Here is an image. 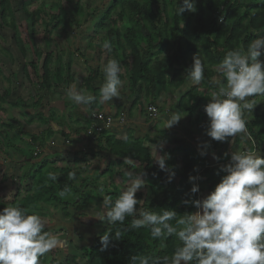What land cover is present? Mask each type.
<instances>
[{
	"label": "trees",
	"instance_id": "16d2710c",
	"mask_svg": "<svg viewBox=\"0 0 264 264\" xmlns=\"http://www.w3.org/2000/svg\"><path fill=\"white\" fill-rule=\"evenodd\" d=\"M63 1L69 6V12L65 13L60 4L55 5L53 9L51 6L47 14L48 21L43 23L45 28L50 27L51 31L55 32L60 29L64 33L69 26L80 29L87 24L92 14L84 12L79 0ZM198 1L199 3L195 5L197 9L195 13L186 14L183 12L179 15L176 11V4L180 6V0H112V6L102 12L92 27V31L96 32V34L101 33V35L91 36L88 43H97L101 39L100 42L103 44L105 40H108L112 45L111 52L105 50L108 55L113 57L117 55L119 58H131L126 71L130 92L136 95V100L138 95L141 96V93L146 98L147 94L154 92L157 87L164 85L176 86L177 83L187 80L185 70L192 63L187 58L192 57L196 53L203 59L205 69L203 80L208 83L213 77L210 68L218 66L228 51L238 50V47L246 50L248 44L256 39L255 34H252L251 31L261 33L264 36V0ZM246 4L245 12L241 15L237 14L233 19V15L238 12V7ZM20 9L28 24L31 37L35 17L26 12L24 5ZM113 13L114 17L112 18ZM12 15V1L0 0V20L4 26L9 27L6 23V18L12 17ZM217 15L223 16L221 24L216 22ZM81 16H83V20ZM243 20H247L245 25ZM117 21L122 25V29L117 27ZM10 26L13 32V41L17 48L23 52L22 42L18 37L17 30L14 25ZM170 39L173 40L172 46L176 47L175 52L171 56L172 61L168 66H153L151 54L156 49H158V53L160 49L162 51ZM183 45L185 50H182L181 46ZM33 58L35 60L32 59L27 66L30 67L32 73L38 79L36 90L49 91L51 89L49 69L52 62L51 55L49 53L42 55L35 49ZM40 61V76H38L35 66ZM168 70L171 76L166 78ZM62 72L60 69L55 70L56 76L61 75ZM93 81L94 77L89 75L80 84L82 90H86L97 97L98 91L92 87ZM193 90H196V88ZM5 98H8V92H0V104L4 102ZM210 99L211 97L208 96L200 99L197 102V106H201L203 110V107ZM33 101L31 97L27 101L15 99L12 107L30 108L38 104V101L31 103ZM183 102L184 99L182 98L176 109L182 110V108H185L188 112L187 114H190L192 107H185ZM150 104L154 103L151 102ZM0 128L5 131L4 140L18 154H21V150L14 146L13 139L6 133L8 130H16L23 137L28 136V146L33 148V150L35 148L44 150L46 147V132H43L40 136L23 133L21 126L17 122L1 125ZM247 132L251 141L255 142L259 153L264 155V117H255L252 124L247 126ZM145 138L143 141L138 139L104 141L106 153L113 156L117 164H122L126 161L125 158H128L140 167L144 173L150 199L147 203L138 204V211L149 209L156 212L175 210L178 215L197 211L191 205H183L181 201L188 199L199 200L202 194L208 195L219 183L222 176L225 175V173L220 171V168L228 162L230 154L222 155L219 153V149L224 147L225 142H217L206 136V143L204 140L200 141L196 148L185 140L168 136L162 131L154 134L152 138ZM96 142L100 144L101 141L98 138ZM145 142L156 146L161 156L167 154L170 157L166 161V167H171L175 172V176L170 183L168 182V173L158 168L152 158L151 149L145 145ZM235 142H237L236 137ZM201 152L204 154L201 155ZM210 155L218 159L212 160ZM263 155L261 158H264ZM7 158H10L9 153ZM28 158V169L23 171L21 178L23 182L27 181V184L23 186L34 189V194L25 199L17 200L18 194H20V189L18 188L17 194H14L10 202L0 200V210L10 205H20L28 210V214H36L38 212L36 209L37 202H50L51 204L65 207L66 205L76 206V200L79 201L77 207L82 208L81 201L86 200V194L84 195L79 190H75L71 181L67 180L69 171L63 170L62 174L65 175L64 177L59 176L56 181H51L50 186L44 187L45 176L39 170H35L36 163H31L32 160H36L39 157L30 153ZM190 176L200 177L194 182L199 187L198 193L194 195L190 193V188L193 186L189 182ZM65 187L71 189L70 194L74 193L75 199L73 200L75 201H64L58 195L59 191ZM87 187L89 186L87 185ZM87 187L85 188L87 189ZM38 192L42 193L39 194ZM142 197L140 193H136V199L142 200ZM131 219L133 217H126L124 224L117 222L108 226L113 235L117 231L121 235L118 241L110 237L106 250H101L100 237L108 228L95 237L87 249L86 264H130V257L133 255L170 256L172 254L179 243L175 236L169 237L164 241L166 247L161 248L160 241L153 240L150 237L149 229L127 230ZM170 223L175 224V221ZM65 264L76 263L72 257L67 256Z\"/></svg>",
	"mask_w": 264,
	"mask_h": 264
},
{
	"label": "clouds",
	"instance_id": "9594fccd",
	"mask_svg": "<svg viewBox=\"0 0 264 264\" xmlns=\"http://www.w3.org/2000/svg\"><path fill=\"white\" fill-rule=\"evenodd\" d=\"M176 11L179 15L185 11L195 13V0H180ZM102 48L111 52V42L105 40ZM191 59V66L185 70L186 77L193 85H199L204 79V63L198 53ZM216 70L224 82L214 77L219 88L211 92V99L203 107L208 118L205 135L225 142L238 134H247L245 112L252 114L256 106L248 98L264 95V36L251 41L246 50L228 51ZM120 72L117 59H109L104 65V83L99 89L101 103L120 97L123 83ZM65 95L85 109L96 100L95 96L78 90L75 84L65 90ZM150 110L156 112L155 108ZM182 118L178 112L171 114L164 129ZM153 148L154 161L161 171L168 173L170 183L175 176L172 168L166 167L170 157L157 155L156 146ZM125 160L133 163L128 158ZM220 171L225 175L206 197L181 201L197 209L183 215L175 210L138 211L137 205L143 200L136 199V193L144 189L147 182L143 172L126 171L127 187L115 199L106 195L102 202L104 212L97 215L109 225L124 224L126 217H133L127 230L149 229L150 237L159 240L161 248L166 247L164 241L169 237L175 236L179 242L170 256L133 255L130 264H264V158L251 150L231 152ZM69 178L74 179L75 173L70 172ZM49 179L56 181L57 176L49 173ZM197 179L200 177H189L193 195L199 191L194 183ZM70 192L71 189L65 187L58 195L67 198ZM44 229L43 219L38 214H28L20 205L0 210V264H40V258L61 243ZM120 235L119 231L113 235L108 228L100 237L101 250L107 249L110 237L118 241Z\"/></svg>",
	"mask_w": 264,
	"mask_h": 264
},
{
	"label": "rangeland",
	"instance_id": "374dc122",
	"mask_svg": "<svg viewBox=\"0 0 264 264\" xmlns=\"http://www.w3.org/2000/svg\"><path fill=\"white\" fill-rule=\"evenodd\" d=\"M11 1L13 15L12 17L6 18V23L9 27L4 26L0 20V92H8V98H5L4 102L0 104V126L18 122L22 126L23 131H25L24 133H34L29 135L40 136L43 132H46V147L43 153L37 155V157H39L41 154V158L31 161V163L37 164L35 170H39L40 173L45 176L43 186L48 187L51 184L52 180L49 179V173H53L57 177H64L65 175L62 174V171L66 170L75 173L74 179L67 178L68 181H71L73 188L79 190L84 195L86 194V200L81 201L83 205L82 208L77 207L78 200H73L75 199L74 193L62 199L67 202L75 201L76 206L66 205L63 207L62 205H55L50 202H37L36 209L38 212L36 214L45 222L44 230L55 235L61 241L56 248L40 258V264H65V258L67 256L72 257L76 264H86L87 261L85 256L92 240L99 236L100 233L109 226L106 220L101 219L100 216L97 215L98 213L102 214L104 212L102 203L103 198L106 195L111 196L113 199L117 198L120 191L128 185L125 172H140L141 168L135 163L129 164L126 161L122 164L109 163L107 164L108 166L101 163L99 167H95V157H87V154H83V156L76 158H69L68 155H64L61 160L55 159L54 157H56L57 152L56 147L60 146L63 148L67 146L66 135L59 133L58 136L57 133L52 130L55 127L47 123L49 121L44 122L45 118L41 115L38 117H30L24 109L12 107V103L15 99L27 101V99L31 97L34 101L40 99L42 101L41 105L45 108L49 106V104L52 105V101L55 99H60L59 95L61 90L58 91V86L61 85L62 81L65 83L64 81H67V78L71 79V72L77 73L82 70L83 73L84 67L86 68V66L83 67L82 65L83 58L81 57L82 54L85 56L86 52L80 53L79 51L86 49L87 40H79L78 37L81 35L85 36L86 34L101 35V33L96 34V32L92 31V27L96 19L100 17L102 12L110 8L113 2L112 0H79L81 7L84 8V12L92 14V17L89 18L87 24L80 29L69 26L66 32L63 33L60 29H58L57 32L51 31L50 27L45 28L43 24L48 21L47 14L51 6L53 9L55 5L60 4L65 13L69 12L70 8L63 0ZM196 3H199V1L197 2V0H195V5ZM22 5L25 6L27 13L35 17L33 34L31 37L28 24L20 9ZM246 6L247 4L238 7V12L235 13L232 18L234 19L237 14L241 15L245 12ZM185 13L189 14L187 11H185ZM113 17L114 13L112 18ZM81 19L83 20V16H81ZM246 22L247 20H243L244 25ZM116 24L118 28L122 29L120 22L117 21ZM10 25H14L17 30L18 37L22 42L23 52L17 48L13 41V32L11 31ZM251 33L255 34L256 39L263 36V34L254 33L253 31H251ZM172 43L173 40H168L167 45L162 51H160V49L158 53V49H156V51L151 54L153 55V66L164 67L170 64L172 61L171 56L176 50V47L172 46ZM99 47L101 46H94L92 48L96 52L97 62L104 59L106 55L103 54L106 52L103 51V48L102 53L99 52ZM35 49L42 55L48 53L51 55L52 62L49 66L51 89L49 91L36 90L38 79L32 73L30 67L27 66L32 59L35 60V58H33ZM237 49L243 48L238 47ZM191 58L192 57H188V61H192ZM128 60L131 62V58L128 57ZM76 61L80 63L81 67L76 66ZM92 61L93 57L91 61H89L88 58L90 66H92ZM40 66L41 61L35 66L38 71V76H40ZM57 69L63 71L61 75L59 74L56 76L55 70ZM216 69L217 66L210 68L213 77H219L221 82H224L223 77L220 76ZM76 78H80V76L77 75ZM76 84H79V79ZM202 84L203 89H206L208 85L204 82H202ZM217 86L219 88L218 84ZM195 92L196 90L188 92L189 94L187 93V96L183 98L184 101H186L191 94L192 97L190 102L192 104V102H194ZM248 99L253 100L256 106L252 114L245 112L244 119L247 121V126L252 124L255 117H264V95L250 97ZM191 104L188 105L190 108L192 107V112L187 114L188 118H190L187 122L188 125L185 126L181 123L183 128L180 130L184 131L182 132L184 139L182 136L177 135L183 140L190 141L197 147L200 141L204 140L205 143L207 141L205 132L208 126V118L201 106H197V103L193 106ZM41 105L38 111L42 110ZM32 108L35 109L34 107ZM51 114L52 113L49 115ZM55 118L57 119V116ZM52 119L53 118L50 120ZM54 122H57V120ZM177 125H179V123H177ZM61 126H63V123H61ZM253 129L256 130L255 127H253ZM4 133L5 131L0 128V200L10 202L14 194H17L18 188L20 189V194H18L17 200H22L34 194V189L23 186L27 184V181L23 182L21 176L23 171L28 169V156L30 153H34L35 149L33 150V148L28 146V136L23 137L16 130H8L6 133L13 139L11 140L14 146L21 150L22 155L18 154L13 148H10L9 143L4 140ZM166 135L176 137L174 133L169 134V132H167ZM236 138L237 142H235V138H228V140L225 141L224 147L219 149V153L222 155H229L231 152L246 150H251L254 154L259 153L255 142L253 143V141H251L248 132L247 134H238ZM141 140L143 141V139ZM149 147L154 160L155 151L153 145ZM64 151V149H62L61 152L59 151V155ZM156 151L157 155H160L157 147ZM8 153L10 154V158H7ZM259 155L262 156L263 154L259 153ZM104 163H106V160ZM87 185L89 187H87ZM85 187H87V189ZM38 193L41 194L42 192ZM138 193L143 196V203L149 201L150 195L147 192V185L144 189L138 191ZM81 196L83 197V195Z\"/></svg>",
	"mask_w": 264,
	"mask_h": 264
},
{
	"label": "crops",
	"instance_id": "0c3cea01",
	"mask_svg": "<svg viewBox=\"0 0 264 264\" xmlns=\"http://www.w3.org/2000/svg\"><path fill=\"white\" fill-rule=\"evenodd\" d=\"M91 36L93 35L86 34L85 36L81 35L80 37H78L79 40H85V41L87 40L86 49L79 51L80 53L84 51L86 52V53L84 52L86 54L85 56L83 54L81 55V57L83 58L82 65L83 67L86 66V68L84 67L83 73L82 70L77 73L71 72L70 75H72L71 77L72 80H69L67 78V81H64L65 83H63L62 81L60 85L61 87L58 86V91L61 90L59 95L60 99H55L54 101H52V103L54 104V105L52 104L53 106L49 104V106L45 108H43V105H41L42 101L40 99H37L31 102V103H35L38 101L37 105L35 104V106L34 105L32 106L35 109H33L32 107L24 109L27 115L30 117L32 116L38 117L41 115L43 118H45L44 122L49 121L47 123L52 124V127L53 126L55 127L52 130L53 132L57 133L58 136L59 133L60 134L63 133V135H66L67 146L63 148H61L60 146L56 147L57 152H56V157L54 158L57 160H61L63 159L64 155H68L69 158L70 157L76 158L83 156V154H87V157H91V158L95 157L96 159L95 167L97 166L99 167L101 163L106 165L109 163H116L114 157L107 154L105 151L106 145L104 143L107 140H126V139L145 140L146 139L145 137L152 138L154 134L160 131L165 133L169 132V134L174 133L176 137L182 136V138L184 139V135L182 133L184 131L180 130L183 128L181 123L187 126L188 125L187 122L190 120V118H188L187 116L188 112L185 110V108H182V110H180V109H176V107H178L180 100L182 98H185V96H187L186 94L188 92H192L193 89L195 88H196V92L194 95L195 96L193 100L194 102H192L191 104L190 99L192 95L190 94L188 99L183 102L185 107H187L189 104L193 106L200 99H204L207 96L211 97V92L213 90L218 89L217 83L214 81V79H212L214 77H212L208 83L205 80L202 81L206 83V85H208L206 89H203L202 82H201V86L200 84L193 85L191 81L187 79L185 81H181L180 83H177L176 86L164 85L162 87H157L154 90V92L147 94L146 98L141 93V96L138 95L136 100L135 98L136 95L131 94L128 84V76L126 71L130 63L128 58H122L121 56H120L121 58H119L117 55L113 57L111 55H108L106 52H104L103 54L104 55L106 54L104 56V59H101V61L97 62L96 52L92 48L94 46L95 47L101 46L99 47V52L102 53V42H100L99 40L97 43L89 44L88 42ZM181 47L182 50H185L184 45ZM103 51L105 50L103 49ZM92 57H93V61L91 64L92 66H90L88 62V58L89 61H91ZM109 59H117L119 61L121 65V72L119 73V78L123 83L120 89L119 98H113L112 101L101 103L99 100V89L100 86L104 83L103 67ZM76 64L77 67H81L80 63H78L77 61ZM77 75H79L80 78H76ZM89 75H91V77H94L92 87L98 91V95L96 97V100L92 104L88 105L87 108L85 109V106L77 105L74 102L67 99L65 95V90L73 84L76 85L78 90H82L80 82L87 79ZM170 76L171 73L168 70L166 74V78H169ZM78 79H79V84H76ZM84 93L91 94L86 90H84ZM151 102H153L154 105H156L159 108V111L161 113V118L155 122H149L148 120H146L143 113V106L148 103L150 104ZM40 105L42 106V110L38 111ZM177 112L181 117H183L178 122L179 125L175 124L170 128L164 129L166 127L165 122L169 119L171 114ZM50 113H52L53 115L52 114L49 115ZM99 113L107 117H110L112 121L111 124H109V126H106L105 123L103 122L99 123L103 127V131L99 136V140L101 141L100 144H98L96 141H91L85 135V130L91 125L92 114H99ZM56 116L57 119L55 118ZM51 118L53 119L50 120ZM56 120L57 122H54ZM61 123H63V126H61ZM24 132L25 131H23V133ZM26 134H34V133L26 132ZM185 141L190 143L193 147H196L190 141L188 140ZM145 145L150 146L152 144L145 142ZM62 149H64L65 151L59 155V151L61 152ZM43 151L44 150L40 149V153H43ZM213 157L214 156L210 155V158L212 160L214 159ZM39 158H41V154L39 155ZM105 160L106 163H104ZM206 196H207L206 194H202L201 197H199V199H203Z\"/></svg>",
	"mask_w": 264,
	"mask_h": 264
},
{
	"label": "built area",
	"instance_id": "2783aa9c",
	"mask_svg": "<svg viewBox=\"0 0 264 264\" xmlns=\"http://www.w3.org/2000/svg\"><path fill=\"white\" fill-rule=\"evenodd\" d=\"M223 21L222 15H217L216 22L217 24H221ZM155 108L156 112H152L150 109ZM143 113L146 120L149 122H155L161 118V113L159 108L154 104H146L143 106ZM91 125L86 130V137H88L91 141H96L103 131V127L99 124L101 122L105 123L106 126L111 124V118L107 117L103 114H92L91 116ZM67 143V141H66ZM40 153L39 148H35L33 156H36Z\"/></svg>",
	"mask_w": 264,
	"mask_h": 264
}]
</instances>
